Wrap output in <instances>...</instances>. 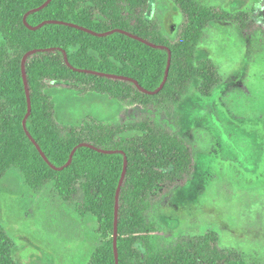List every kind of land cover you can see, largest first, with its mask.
Masks as SVG:
<instances>
[{"label":"trees","instance_id":"trees-1","mask_svg":"<svg viewBox=\"0 0 264 264\" xmlns=\"http://www.w3.org/2000/svg\"><path fill=\"white\" fill-rule=\"evenodd\" d=\"M110 1L138 9L146 0H0V182L15 167L33 191L54 184L64 201L81 197V214L102 238L93 264H234L213 235L166 251L149 246L158 225L144 213L190 182L192 146L161 126L111 123L124 100L170 115L195 79L209 96L221 80L211 59L195 60L204 31L213 21L246 30L249 16L209 0H174L183 18L170 35L115 18L103 6ZM56 84L77 88L69 106L114 110L90 111L65 135ZM15 250L0 223V264H21Z\"/></svg>","mask_w":264,"mask_h":264},{"label":"rangeland","instance_id":"rangeland-1","mask_svg":"<svg viewBox=\"0 0 264 264\" xmlns=\"http://www.w3.org/2000/svg\"><path fill=\"white\" fill-rule=\"evenodd\" d=\"M209 1L249 16L246 30L213 21L204 31L195 60L211 59L220 83L205 96L195 79L170 115L124 100L111 124L161 126L192 146L190 182L159 197L144 213L147 224L158 225L148 233L151 248L170 250L167 246L178 240L203 244L213 235L218 253L232 256L234 264H264V0ZM103 6L115 18L134 26L144 22L170 35L183 18L174 0H146L138 9L118 1ZM55 87L65 135L90 111L106 116L114 110L105 103L95 104V110L69 106L77 88L68 93L66 84ZM103 100L112 103L107 96ZM83 208L81 197L64 201L54 184L33 191L15 167L0 182V223L15 240L21 264H93L102 238L81 214Z\"/></svg>","mask_w":264,"mask_h":264},{"label":"water","instance_id":"water-1","mask_svg":"<svg viewBox=\"0 0 264 264\" xmlns=\"http://www.w3.org/2000/svg\"><path fill=\"white\" fill-rule=\"evenodd\" d=\"M114 31H121V29H114L113 31H109L108 33L110 32H114ZM104 34H107V33H104ZM106 152H115L114 150H105Z\"/></svg>","mask_w":264,"mask_h":264},{"label":"flooded vegetation","instance_id":"flooded-vegetation-1","mask_svg":"<svg viewBox=\"0 0 264 264\" xmlns=\"http://www.w3.org/2000/svg\"><path fill=\"white\" fill-rule=\"evenodd\" d=\"M262 15L264 16V6L262 7V11H261Z\"/></svg>","mask_w":264,"mask_h":264}]
</instances>
